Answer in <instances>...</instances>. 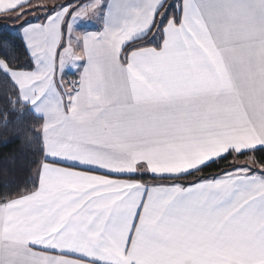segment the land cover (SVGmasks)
Masks as SVG:
<instances>
[{
  "label": "snow or ice",
  "instance_id": "1",
  "mask_svg": "<svg viewBox=\"0 0 264 264\" xmlns=\"http://www.w3.org/2000/svg\"><path fill=\"white\" fill-rule=\"evenodd\" d=\"M0 17L34 64L0 57V120L43 153L0 201V264H264V162L235 163L264 151V0H0Z\"/></svg>",
  "mask_w": 264,
  "mask_h": 264
},
{
  "label": "trees",
  "instance_id": "2",
  "mask_svg": "<svg viewBox=\"0 0 264 264\" xmlns=\"http://www.w3.org/2000/svg\"><path fill=\"white\" fill-rule=\"evenodd\" d=\"M39 17H42V15ZM33 20L34 18L30 17V21ZM5 41H11L12 43L0 46V57H14L20 65L32 67L29 55L18 36H14L8 31L0 30V45H3ZM3 79L0 76V82ZM0 92H2V89H0ZM3 107L4 100L2 94H0V109ZM29 120L36 124L42 122L34 117H29ZM17 127L18 125L12 117L9 118L7 127H4L3 121L0 120V201L8 194L15 197L25 189H31L36 181L34 171L43 160L40 141L37 139L26 140L24 134L17 131ZM249 155H255L257 160L264 162V151H257L254 154L246 153L239 156L238 159H235V163L247 160ZM233 160L234 157L229 155L226 160H219L199 175L210 177L220 175L225 171H231L230 165Z\"/></svg>",
  "mask_w": 264,
  "mask_h": 264
},
{
  "label": "crops",
  "instance_id": "3",
  "mask_svg": "<svg viewBox=\"0 0 264 264\" xmlns=\"http://www.w3.org/2000/svg\"><path fill=\"white\" fill-rule=\"evenodd\" d=\"M41 1H47V0H41ZM60 1V0H59ZM89 2V0H79L76 4H87ZM42 17H34V20L31 21L33 23H38V22H42L44 20V13L41 14ZM3 19V20H2ZM6 18L4 17H0V20H2L4 23V25H7L9 26V23L4 21ZM103 28V24L102 22L98 19V18H95L93 17V22L91 24H89L87 30L88 31H100L102 30ZM81 31V34H82V29L80 30ZM58 51H60V49H58ZM77 51H79V49H77ZM84 62L81 61V64H83ZM33 64V63H32ZM32 67H34V64L32 65ZM79 72H70V71H66L64 74H63V79H64V82L65 84H67L69 81H72V80H78L79 78ZM55 79L57 82H59L61 80V73L59 72V70H57L56 72V75H55ZM39 166L35 169L34 171V178L36 180V173H37V170H38ZM80 170V169H78ZM97 174H102L101 172H98ZM133 178L135 179H142L144 182L146 183H154V181L152 180V177L150 174H146L144 175L143 177H140V176H134Z\"/></svg>",
  "mask_w": 264,
  "mask_h": 264
},
{
  "label": "rangeland",
  "instance_id": "4",
  "mask_svg": "<svg viewBox=\"0 0 264 264\" xmlns=\"http://www.w3.org/2000/svg\"><path fill=\"white\" fill-rule=\"evenodd\" d=\"M79 0H47V1H41L42 3H45V4H47V5H49V6H52V5H56V4H64V3H73V4H76L77 2H78ZM41 14H43V13H40V12H37V14L35 15V16H29L28 17V19L30 20V17H32V18H34V17H38V16H40ZM3 20V19H2ZM2 20H0V30L1 31H8V32H10L12 35H14V36H18L17 34H16V32L13 30V27H12V21L11 20H9V19H5L4 21H6V22H8L9 23V26H6V25H4L3 23V21ZM17 23H19V21H17ZM19 37V36H18ZM28 54V53H27ZM31 61V60H30ZM32 63V62H31ZM33 65V64H32ZM237 163V165H244V164H246V163H248V160H244V161H238V162H236ZM250 167H252V165H249ZM257 172H259L260 171V169L257 167L256 169H255Z\"/></svg>",
  "mask_w": 264,
  "mask_h": 264
}]
</instances>
